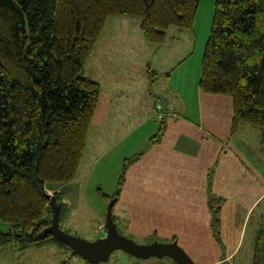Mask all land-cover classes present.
Returning <instances> with one entry per match:
<instances>
[{"label": "trees", "instance_id": "obj_1", "mask_svg": "<svg viewBox=\"0 0 264 264\" xmlns=\"http://www.w3.org/2000/svg\"><path fill=\"white\" fill-rule=\"evenodd\" d=\"M198 2L0 0V221L9 224L0 230V248L55 245L70 251L50 234L39 236L52 215L44 185L65 184L77 174L100 94L99 83L83 67L107 18L137 17L143 38L161 44L171 27L192 29ZM157 73L147 67L150 79ZM198 88L230 96V133L241 124L255 126L264 149V0H214ZM165 112L149 144L161 139ZM142 153L124 159L116 195L103 194L106 201L114 199L115 222L119 186ZM53 195L60 220L64 203L60 192ZM212 201L211 227L219 242L222 199ZM252 264H264V214L253 238Z\"/></svg>", "mask_w": 264, "mask_h": 264}, {"label": "rangeland", "instance_id": "obj_2", "mask_svg": "<svg viewBox=\"0 0 264 264\" xmlns=\"http://www.w3.org/2000/svg\"><path fill=\"white\" fill-rule=\"evenodd\" d=\"M213 7L214 0H199L192 29L180 31L171 27L161 44L149 43L143 38L137 17L114 15L107 18L92 54L85 62L83 74L92 76V63H143L141 71L144 72L139 81L140 90L126 94L124 97H128L127 101L131 107L124 117H128L129 123L133 124L132 134L125 140L126 142L117 147L114 145L115 140L111 139L114 135L111 133L112 122L116 118L120 121L122 115L114 111L117 101L113 102L109 109L114 112H107L104 123L99 126L91 125L74 180L65 184L45 183L44 187L48 195H53L54 191L60 192L65 209L59 220V227L63 231L89 241L103 236L105 232L101 227L104 225L106 208L111 200L106 201L103 194L116 195L124 159L136 156L145 150L144 156H138L139 163L127 167L125 179L119 186V200L115 206V223L119 233L138 244H146L154 240L165 243L172 241V237L176 236L178 244L193 260L196 252H203L206 258L203 262H211V264H252L253 238L260 208H264V199L261 200L258 209L251 214L250 220L246 222L247 226L242 229L240 242L231 258L215 261L214 258L218 256L214 252L215 242L225 251V254H220L221 258H224L236 244L239 232L236 227L237 222L224 229L225 238L220 236V243L217 239L213 240L206 236L205 234L210 231V234H213L211 226L215 218V203L212 201L213 198L209 199L207 195V189L213 187L211 176L201 175L204 169L203 162L200 163L199 159L194 157L190 159L181 157L182 164L180 165L179 161L174 167L175 175L180 177L185 172L190 174V178L182 176V182L179 179V188L175 186V196L169 197L170 185L166 183L161 187V152L164 149L161 148L159 141L152 143L153 147L149 144L151 136L157 130V128L153 129V125L159 124L162 110L153 93L160 94L164 91L170 96L171 88H179L182 91V87L179 86L181 81L187 82V88L190 89L197 70L200 76L201 59L212 22ZM123 28L130 30L132 43L122 46L108 38L113 44L111 46L104 44L107 42L104 40L107 31ZM112 34L118 36L117 32ZM118 37L125 39L123 36ZM136 38H139V41ZM177 63L180 64L174 68ZM147 67L158 72L156 78L148 77ZM198 82L199 79L196 82L197 89ZM108 87L106 82L105 90ZM119 95L120 92L114 94L115 97ZM162 111H166L167 124L172 114L168 113L169 107ZM121 125L117 122L116 127ZM245 125L251 129L241 132L243 142L248 141L249 138L253 139L259 133L255 126L246 123ZM120 135H117L118 138ZM185 138L187 134L183 132L181 140ZM141 142L143 143L138 147L141 149H136ZM149 147L151 150L148 152ZM134 151L136 152L133 153ZM129 153L130 155H126L128 157H124V154ZM258 155L264 161V152ZM193 161H196V167ZM260 166L264 170V164ZM193 177L195 181L191 179ZM194 184L200 190L206 189V195L204 192L196 194L195 189L188 190ZM162 191L165 192L164 195L161 194ZM8 227V223L0 221V230H8ZM154 231L157 232L156 238L152 236ZM194 262L201 264L195 260ZM0 264L88 263L81 256L71 255L70 251L55 245L21 250L9 244L0 248ZM101 264L174 263L166 257L137 259L116 250L110 254L108 261Z\"/></svg>", "mask_w": 264, "mask_h": 264}, {"label": "crops", "instance_id": "obj_3", "mask_svg": "<svg viewBox=\"0 0 264 264\" xmlns=\"http://www.w3.org/2000/svg\"><path fill=\"white\" fill-rule=\"evenodd\" d=\"M113 32H117L118 36H123L125 39L113 35ZM106 33L107 35L104 40H107V42H104V44L111 46L116 41L122 46H127V44L132 43L128 28L107 31ZM108 38L112 39L113 42H110ZM136 39L139 41V38ZM179 64L177 63L174 68ZM142 65L143 63H92V76H87L100 85L99 99L91 125L99 126L101 123L103 124L107 112L115 111L119 115H122L120 121L116 118L112 122L111 133H114V135L111 139L115 140L114 145L116 147L119 144L121 145L132 134L133 124L132 122L129 123L128 117H124L131 107L127 101L128 97H124L126 94H133L140 90L139 81L142 79L144 72V70L143 72L141 71ZM198 77L199 71L197 70L190 89L187 88V82L181 81L179 82V86L182 87V91L179 88H171L170 96H167L166 92L161 91L165 98V109L169 107L168 113L172 114L171 120H168L165 131L159 140L161 148L164 149L161 152V187L166 183L169 184V197H174L176 193L175 186L178 188L180 186L179 179L182 182V176L190 178V174H186L185 172L180 177L175 175L174 167H176V163L179 161L180 165L182 164L181 157L187 159L194 157L199 159L200 163L203 162L204 169L201 175L211 176L213 181V187L207 189L209 199L215 196L222 199L219 205L220 236L225 238L224 229L231 226L235 221L237 222L236 227L239 231L236 244L233 246V249L226 253L224 258L220 256L221 253L225 254L223 247L222 249L219 248L217 242H215L214 252L218 256L214 260L220 261L231 258L237 244L240 242L242 229L244 226H247L248 223L246 224V222L250 220L251 214L258 209L261 200L264 199V170L260 166L264 164V161L258 155L264 152V149L260 143L259 133L253 139L249 138L248 141L243 142L241 132L251 129V127L245 124H241L234 134L230 133L232 121L231 97L201 92L199 88L197 89L196 82L199 79ZM106 82L109 85L107 90L104 88ZM118 92L121 95L115 97L114 94H118ZM116 101L114 111L110 110V106ZM154 105L156 106L157 104L155 103ZM117 122H120L123 126L116 127ZM158 126L159 124H154L153 129L157 128L158 130ZM126 131H129V133ZM183 132L187 134V138L181 140ZM118 134H121L120 138H118ZM142 143L137 148L135 146V148L141 149L138 147ZM153 144L151 147L154 146ZM151 147L148 148V152L151 150ZM145 153L144 150L140 156H144ZM126 155H130V153L124 154V157H128ZM138 159L130 164V166L139 163ZM193 163L196 167V161H193ZM191 179L195 181L194 177ZM194 189L196 194L204 192V195H206V189L205 191L200 190L195 184L188 190ZM161 194L164 195L165 192L162 191ZM262 214H264V208H260L258 221ZM210 232L205 235L215 240L213 234L211 235ZM175 240H177V237ZM204 259L206 258L203 252H196L194 256L195 261L201 262V264H211V262H203Z\"/></svg>", "mask_w": 264, "mask_h": 264}, {"label": "water", "instance_id": "obj_4", "mask_svg": "<svg viewBox=\"0 0 264 264\" xmlns=\"http://www.w3.org/2000/svg\"><path fill=\"white\" fill-rule=\"evenodd\" d=\"M161 109H165V98L160 93H153ZM52 210L50 223L42 229L39 236L50 234L57 242L70 248L71 255H79L90 264H100L108 261L113 251L119 250L137 259H148L150 257H166L174 264H196L193 259L183 250L177 240L169 242H159L154 240L146 244H138L131 238L119 233L116 223L112 217V207L114 199H111L106 208L105 234L92 241L71 235L59 227V206L54 195L46 194Z\"/></svg>", "mask_w": 264, "mask_h": 264}, {"label": "built area", "instance_id": "obj_5", "mask_svg": "<svg viewBox=\"0 0 264 264\" xmlns=\"http://www.w3.org/2000/svg\"><path fill=\"white\" fill-rule=\"evenodd\" d=\"M160 116H161V115H160ZM103 226H104V225H102L101 229H103Z\"/></svg>", "mask_w": 264, "mask_h": 264}]
</instances>
